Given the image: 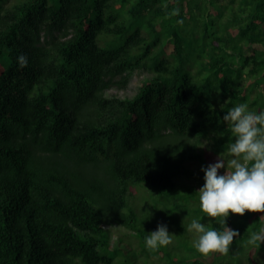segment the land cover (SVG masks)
I'll return each instance as SVG.
<instances>
[{
    "label": "trees",
    "instance_id": "obj_1",
    "mask_svg": "<svg viewBox=\"0 0 264 264\" xmlns=\"http://www.w3.org/2000/svg\"><path fill=\"white\" fill-rule=\"evenodd\" d=\"M239 104L264 111V0H0V264L213 262L147 247L163 223L145 231L132 198L155 192L184 233L174 214L201 213L205 152L230 156ZM221 219L209 230H236Z\"/></svg>",
    "mask_w": 264,
    "mask_h": 264
},
{
    "label": "clouds",
    "instance_id": "obj_2",
    "mask_svg": "<svg viewBox=\"0 0 264 264\" xmlns=\"http://www.w3.org/2000/svg\"><path fill=\"white\" fill-rule=\"evenodd\" d=\"M17 62L24 68L28 58L21 54ZM223 120L235 137L228 150L232 158L225 161L219 155L217 162L202 167L204 185L198 191L202 211L210 218L222 217L219 223L226 224L230 213L238 216L264 213V111L257 114L248 111L246 104H239L225 113ZM221 169H225L222 175L219 174ZM188 231L199 234L193 246L208 259L212 253L226 255L240 235L229 227L223 232L206 230L198 219H192ZM258 242L264 244V229L253 233L248 240L250 245L259 246ZM171 243L172 234L163 224L146 237L147 247L153 250Z\"/></svg>",
    "mask_w": 264,
    "mask_h": 264
},
{
    "label": "rangeland",
    "instance_id": "obj_3",
    "mask_svg": "<svg viewBox=\"0 0 264 264\" xmlns=\"http://www.w3.org/2000/svg\"><path fill=\"white\" fill-rule=\"evenodd\" d=\"M222 2H228V0H222ZM216 9L218 10V8ZM225 16L229 17V14L227 13ZM147 74H148L147 72H135L134 75L132 76V79L127 89L119 90L118 93L120 95H132L136 91L138 85L141 83V79ZM209 153H211L210 150L205 152L207 161L214 163L217 162L219 156H214L212 153L210 155H207ZM221 157L225 159V161L232 158L228 155L226 156L221 155ZM224 171L225 169H221L220 174H223ZM177 181H178L177 190H180L181 187H184L187 184L190 185L193 184V181L191 179L182 178V177H178ZM182 190L184 191V188ZM176 199L178 200V202L180 201L178 198ZM132 200L134 201V204L138 206V209L141 211L139 221L143 225V229L145 231L151 229L154 218L155 220L156 219L160 220V222H162L165 226H167L169 232L173 230V228H170L172 225V221L170 218L172 216V213H174V210L172 211L171 209L170 218H169L165 211L164 205L160 200V197L155 192H152L150 190L149 192H146L145 190H142L141 192L134 193ZM155 200H157V203H155ZM181 205L183 204L179 203V208L176 210L174 214V222L182 225L186 231L184 233H180V231H178L174 226L175 232H173L174 234L172 232L170 233L172 234L173 238H172V243L168 246V248L170 247L171 248L170 250L172 252L176 249L179 250L180 248L182 257L188 259L196 254H199L198 250L193 246V241L198 238L199 234L196 233L195 231H191V232L188 231V226L191 223L192 219H198L199 222L205 225L206 230H209L210 229L209 226L212 223V221L216 220L219 217L210 218L203 211H201V213L196 217L193 216V214H190ZM229 215H231L235 219V223H234L235 229L240 233V235L245 236V240L238 241V246L236 248L231 247L226 255H222V254L219 255L218 253V256L214 258L213 262H211L210 264H252V260L250 259L251 254L249 250L250 244L248 243V240L253 234V230L256 228V223L254 222V218H251L250 220L248 218L246 225H244L245 216L233 215L231 213ZM235 240H239L238 237H236ZM176 245L179 246V248H177ZM136 254L138 255L130 256L129 260L131 259L130 261L136 264L137 262L136 258L139 257V259H141V257H143L144 260H141V262L142 264H145L147 260L144 258V255L138 252H136Z\"/></svg>",
    "mask_w": 264,
    "mask_h": 264
}]
</instances>
